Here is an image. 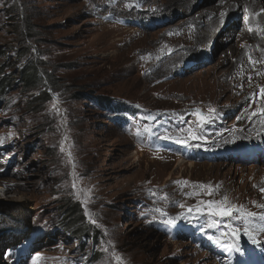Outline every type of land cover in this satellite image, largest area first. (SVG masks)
Instances as JSON below:
<instances>
[{
  "label": "rangeland",
  "instance_id": "374dc122",
  "mask_svg": "<svg viewBox=\"0 0 264 264\" xmlns=\"http://www.w3.org/2000/svg\"><path fill=\"white\" fill-rule=\"evenodd\" d=\"M212 5L0 0V264H264V234L258 245L241 234L242 254L209 240L242 227L237 216L209 227L213 217L181 215L225 196L257 225L264 215V118L252 115L264 107V35L227 5L201 20ZM197 108L211 115L202 129ZM189 126L206 139L177 143Z\"/></svg>",
  "mask_w": 264,
  "mask_h": 264
},
{
  "label": "snow or ice",
  "instance_id": "6c2138e0",
  "mask_svg": "<svg viewBox=\"0 0 264 264\" xmlns=\"http://www.w3.org/2000/svg\"><path fill=\"white\" fill-rule=\"evenodd\" d=\"M244 11L247 12L248 9L245 8ZM262 11H264V10H262ZM253 15L259 16L260 13H255ZM245 23L249 24V21L247 18L245 19ZM255 30L257 32H264V28H261L259 25L256 26ZM248 31L250 33H252L254 31L253 26L250 24L248 27ZM242 47H243V45H242ZM257 47H258L259 51L264 52V48H259V46H257ZM249 62L251 64L255 65V64L259 63L260 61L254 60L252 58L251 54H249ZM257 74L261 75L264 73H257ZM252 79H253L252 76L249 75L248 76V82L251 83ZM240 87L242 88L243 85H240ZM255 95L256 94H253V98L255 97ZM259 96L261 99H264V86H259ZM208 112H209V114L215 113V109L209 108ZM192 115L197 118V120H196L197 128H201V129L211 119V115H205L203 113V111L199 108L195 109V111L192 113ZM252 115L260 117V118H264V107H259L256 112L252 113ZM145 119H147V117ZM250 119H251V117H250ZM262 123H264V119H262ZM142 131L144 133H147L150 135H155L152 126L149 124H144ZM178 131L186 132L187 136L186 137L177 136L175 138L177 143L188 144L189 139L194 140V141L206 139L205 137L198 135L197 131L195 129H193L191 126H189L187 129H178ZM140 134H141V128L138 126L137 130H136V135L139 136ZM157 138L158 139H172L173 137L170 135H164V136H158ZM4 139H5L4 137H0V143H3ZM196 147H200V145L196 144ZM61 151L62 152L64 151L63 146H61ZM67 155H68L69 159L71 160L72 159L71 151H69L67 153ZM72 167L75 169V167H76L75 163L72 164ZM73 175H75V173H73ZM176 183H178V184L184 183L186 185L188 182L187 181H184V182L177 181ZM72 186H73V188H75V184H73ZM200 187L201 188H208L209 191L207 194L209 196L212 195L213 190H212L210 185L206 186V185L201 184ZM149 192L151 195H155V193H152L151 190H149ZM261 192H264V188L261 189ZM161 199L167 201V199H168L167 194L162 196ZM227 200H228L227 196H225L223 198V200H220V201L209 199L208 201L202 202L203 207H201L200 204H198L194 207H187L186 213H181V215L182 216L185 214L191 215L193 212H195L196 214H199V215H207V216L213 217L214 219L209 224V227H218L220 218H224V217L231 218L234 215L237 216V218H239L243 221L242 227H236L234 225H225V228L230 229V231H222L220 233V236L210 235L208 238H209V240H212L218 247H221L226 251L236 252V253L242 254L241 245H240V235L241 234H243L245 237H247L248 240H250L253 245H258V244L262 243L258 237H259V234L264 233V215L260 216L261 223L259 225H257L256 223H254L255 218L257 216L256 213L246 211L242 205H240V206L229 205L227 203ZM81 203L85 205V208H84L85 216L91 219L93 214L90 213L88 208H87V200L86 199L82 200ZM179 207L184 209L186 206L184 204H180ZM256 207L264 208V204H258V205H256ZM152 211L154 213H158L162 217L168 216V213L165 212L161 208H154ZM249 218H251V219H249ZM150 222H158L155 215H153L152 221H150ZM159 222H163V223H166L169 225L173 223V221L170 219H165V220L159 221ZM225 236H227L231 239L230 243L224 242L223 237H225ZM115 259L117 260L118 264H122L121 257H119L117 255V256H115ZM33 264H36L35 260L33 261Z\"/></svg>",
  "mask_w": 264,
  "mask_h": 264
},
{
  "label": "bare ground",
  "instance_id": "6f19581e",
  "mask_svg": "<svg viewBox=\"0 0 264 264\" xmlns=\"http://www.w3.org/2000/svg\"><path fill=\"white\" fill-rule=\"evenodd\" d=\"M206 2H212L213 5L210 8H208L207 10H200L199 14H200V19L201 20H203V19L204 20L205 19L206 20L207 19L215 20L217 17H222L223 18L224 17V13L222 12L223 15H221L219 13V11H217V10L220 7L224 6V5H227L229 10H236L238 12H243L244 15H245V17L248 19L249 24L252 25L253 27L256 28V26L259 25L261 28H264V11H262V10H264V1L263 0H206ZM245 8L248 9L247 12L244 11ZM205 11H207V12H205ZM217 13H219V14L217 15V17H215ZM255 13H260V15L259 16H254L253 14H255ZM249 24H247V25L245 24V25L248 26ZM212 26H213V23H211L210 25H206L205 27L207 28V30H209ZM227 28H229V26ZM243 31H245V29ZM263 33L264 32H257L256 30H254L250 34H251V37L253 39H256V38H259L261 35H264ZM257 40H259V39H257ZM263 44H264L263 42H259L257 45H259V48H261L263 46ZM224 61H225V59L222 60V63ZM181 163H182L181 160L180 161L177 160L176 167H178L179 165H181ZM168 179H169V177H168ZM7 189L8 188L2 189V187L0 186V201L5 200L6 193L9 192V190H7ZM9 201L16 203L15 204L16 206H13L11 208H17V207H19L18 210L20 212H19L18 215H22V213H24L25 205H26L25 204V201H23L19 197L18 198L11 199ZM251 212L254 213V210L251 211ZM20 220L24 221V218L17 219V222H19V224H21L20 223ZM263 234L264 233H262L261 236ZM261 238H263V237H261ZM261 244H263V243H261Z\"/></svg>",
  "mask_w": 264,
  "mask_h": 264
},
{
  "label": "trees",
  "instance_id": "16d2710c",
  "mask_svg": "<svg viewBox=\"0 0 264 264\" xmlns=\"http://www.w3.org/2000/svg\"><path fill=\"white\" fill-rule=\"evenodd\" d=\"M68 213H71V211H66V212H64V213H62L64 216H68ZM73 214H71L69 217H71ZM72 217H75V215L74 216H72ZM83 231L84 230H81V233H83ZM85 232V231H84Z\"/></svg>",
  "mask_w": 264,
  "mask_h": 264
}]
</instances>
